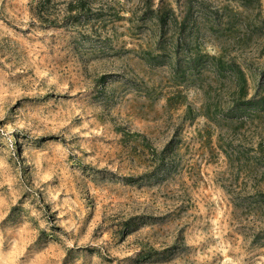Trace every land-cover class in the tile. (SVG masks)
<instances>
[{
  "label": "rangeland",
  "instance_id": "obj_1",
  "mask_svg": "<svg viewBox=\"0 0 264 264\" xmlns=\"http://www.w3.org/2000/svg\"><path fill=\"white\" fill-rule=\"evenodd\" d=\"M0 264H264V0H0Z\"/></svg>",
  "mask_w": 264,
  "mask_h": 264
}]
</instances>
